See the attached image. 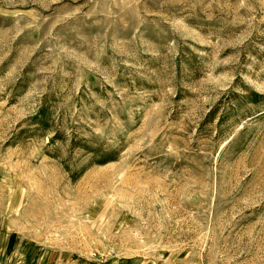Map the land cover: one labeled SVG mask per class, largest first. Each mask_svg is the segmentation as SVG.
<instances>
[{"label": "rangeland", "instance_id": "obj_1", "mask_svg": "<svg viewBox=\"0 0 264 264\" xmlns=\"http://www.w3.org/2000/svg\"><path fill=\"white\" fill-rule=\"evenodd\" d=\"M0 264H264V0H0Z\"/></svg>", "mask_w": 264, "mask_h": 264}]
</instances>
